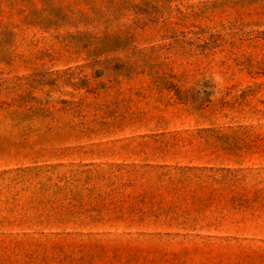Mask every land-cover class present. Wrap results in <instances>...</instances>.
Here are the masks:
<instances>
[{
  "label": "rangeland",
  "instance_id": "obj_1",
  "mask_svg": "<svg viewBox=\"0 0 264 264\" xmlns=\"http://www.w3.org/2000/svg\"><path fill=\"white\" fill-rule=\"evenodd\" d=\"M0 9L1 87L58 109L91 105L45 121L54 140L36 149L46 151L0 158V172L212 168L264 186V0H0ZM58 212H0V264H264V206L92 207L19 222Z\"/></svg>",
  "mask_w": 264,
  "mask_h": 264
},
{
  "label": "trees",
  "instance_id": "obj_2",
  "mask_svg": "<svg viewBox=\"0 0 264 264\" xmlns=\"http://www.w3.org/2000/svg\"><path fill=\"white\" fill-rule=\"evenodd\" d=\"M6 35L8 38L10 34ZM7 46V40L0 41V62L8 59ZM122 70L126 79L136 76L131 65H123ZM109 77L114 75L109 74ZM17 90L14 86L2 88L0 85V128H9L0 130V158L40 156L47 148H36L47 147L54 140L47 137L49 131L42 130L45 121L57 122L74 112L77 115L85 107L91 108V105L61 102L63 107L58 109L31 93L19 94ZM176 96L195 110L202 108L203 104L195 107L180 91ZM35 125L38 128H33ZM31 136H35L33 141ZM226 139L234 141L233 136ZM58 167L34 166L0 172V212L19 210L27 213L46 208L59 211L56 214L39 213L35 217L28 215L19 221L42 225L63 222L74 209L92 210V207L142 210L164 207L251 209L264 206V186H246L240 172L230 169H179L172 173L162 167L132 168L125 172H121L124 168L117 167L118 175L100 171L92 175V170L61 171ZM99 181H105L106 185H98ZM162 187L166 194L184 198L180 202L174 199L165 201V192L159 190ZM6 220L8 217L1 218V222ZM3 245H6L5 241L0 240L1 252L6 249ZM13 250L21 252V242H13Z\"/></svg>",
  "mask_w": 264,
  "mask_h": 264
}]
</instances>
